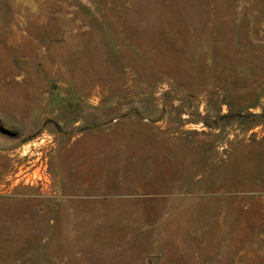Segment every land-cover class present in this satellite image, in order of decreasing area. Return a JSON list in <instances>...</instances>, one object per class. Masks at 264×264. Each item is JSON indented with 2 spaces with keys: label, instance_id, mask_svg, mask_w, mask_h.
Returning a JSON list of instances; mask_svg holds the SVG:
<instances>
[{
  "label": "rangeland",
  "instance_id": "rangeland-1",
  "mask_svg": "<svg viewBox=\"0 0 264 264\" xmlns=\"http://www.w3.org/2000/svg\"><path fill=\"white\" fill-rule=\"evenodd\" d=\"M0 264H264V0H0Z\"/></svg>",
  "mask_w": 264,
  "mask_h": 264
}]
</instances>
